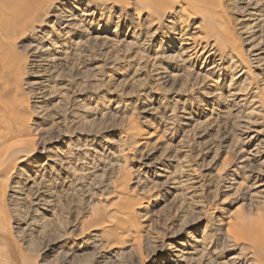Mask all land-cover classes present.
Wrapping results in <instances>:
<instances>
[{
  "label": "rangeland",
  "instance_id": "1",
  "mask_svg": "<svg viewBox=\"0 0 264 264\" xmlns=\"http://www.w3.org/2000/svg\"><path fill=\"white\" fill-rule=\"evenodd\" d=\"M64 1L54 0L41 19L9 39L20 97L32 112L36 161L16 164L6 194L22 170L37 174L49 193L44 206L24 199L8 207L18 262L258 264L225 230L239 213L264 208V53L250 68V90L231 78L229 59L218 60L209 48L204 59L192 58L160 80L158 44L146 38L151 28L133 9ZM256 1L258 42L264 0ZM57 8L75 16L71 26L63 27L68 16L54 21ZM40 53L63 59L45 70L37 89L42 68L33 59ZM136 126L141 138L128 131ZM127 203L140 206L130 236L101 235L108 214Z\"/></svg>",
  "mask_w": 264,
  "mask_h": 264
},
{
  "label": "bare ground",
  "instance_id": "2",
  "mask_svg": "<svg viewBox=\"0 0 264 264\" xmlns=\"http://www.w3.org/2000/svg\"><path fill=\"white\" fill-rule=\"evenodd\" d=\"M73 1L78 2V0ZM100 1L106 4V7L120 2L122 7L133 9L136 17L146 24V28H151L147 31L146 38L148 37L158 44L156 57L163 63H157L155 71L157 78L160 80L170 79L176 75L171 74L169 69L178 71V68L185 67L187 63H190L192 58H194L193 61L202 57L204 59V50L209 48V52L214 57L218 56V60L229 59L232 67L231 73H233L231 78L243 81L242 90H250V87L255 84L250 68L254 63L261 61L262 57L260 55L264 53L262 50L264 39L260 38L257 42L255 36L261 25H259V22L253 21L252 18L259 10L258 1ZM53 2L54 0H0V177H3L0 178V264L36 263V261L32 262L31 259H28L31 261L28 263L25 260L26 258L23 259L25 261L18 262V257L12 252L13 244L11 236H9L11 227L9 225L8 207L13 208L18 201L24 199H31L30 202L33 205L44 206L49 196L43 183L36 177L37 174L33 176L27 170H22V173L17 175L19 180L11 184L9 188L11 192L6 194L7 181L12 175H15L16 164L31 167L36 161L34 147H31L34 146L33 140L35 139L32 138V112L29 106L30 103L28 104L23 96L20 97L22 94L21 83L15 78L19 68L11 62L12 49L9 39L23 30L24 27H28L34 19H41L42 14L45 13L44 8L52 5ZM64 2L61 5H64ZM93 3L91 0H87L86 7H94ZM96 3V6H100L98 2ZM65 12L69 11L66 10ZM65 12L57 8L53 16L55 22L68 16V18H64L66 24L63 25L64 28H67L72 25L75 16L72 13L69 15L64 14ZM234 12L239 14V17L235 20L231 18V14ZM90 14L93 15L92 12L83 13L84 16H90ZM165 18L169 20L166 21ZM192 24L193 26H191ZM243 35L246 36L243 37ZM178 40L177 44L179 45L176 46ZM49 48L47 46L40 49L39 52L50 50ZM173 48L175 50H172ZM247 52H249L248 56H246ZM44 54L35 55L33 59V63L42 68L34 83L37 89L41 88L46 81L45 70L54 63L59 64L63 59L62 53H57V56ZM171 62H175V64H170ZM258 88L256 86V89ZM235 94H238V92ZM128 131L133 134L131 135L132 138H141L142 131L137 126L131 127ZM133 144L136 143L133 141ZM48 152L49 150H45L41 154H44L43 157H45ZM49 160L54 163L57 161L55 156H50ZM226 164L227 160L224 162L223 167ZM247 171L257 173L251 166ZM4 178L6 181H4ZM254 184L248 188H254ZM139 207V205L134 207L131 203H127L122 209L109 213L107 219L102 223L103 228L100 227L102 228L101 235H109L113 238V241L114 239L120 241L124 236H130L136 221L135 208ZM97 220L98 217L94 221L92 219L93 229H97L95 226ZM99 220L101 221V218ZM225 231H227V236L231 238L233 244L242 243L247 245L244 248L249 250L253 259L258 264H264V208L255 213H239L232 220L227 221ZM231 258L234 259V257Z\"/></svg>",
  "mask_w": 264,
  "mask_h": 264
}]
</instances>
